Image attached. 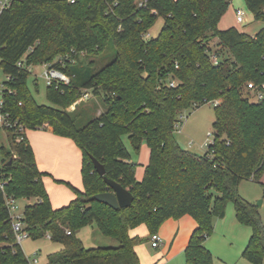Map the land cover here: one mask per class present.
Here are the masks:
<instances>
[{
    "label": "trees",
    "instance_id": "1",
    "mask_svg": "<svg viewBox=\"0 0 264 264\" xmlns=\"http://www.w3.org/2000/svg\"><path fill=\"white\" fill-rule=\"evenodd\" d=\"M73 1L15 0L0 13V68L8 78L3 110L27 130L49 126L71 139L82 152L84 183L83 191L73 188L74 200L54 209L26 134L7 131L11 151L1 148L0 181L7 184L0 187V264H30L16 242L6 197L36 200L24 209L25 232L33 240L49 235L63 247L47 264H141L135 247L151 242L167 220L186 215L197 228L185 264H214L204 243L229 202L252 232L243 257L263 264L264 222L238 187L244 180L259 182L264 173V98L252 102L247 89L251 82L264 84V28L255 36L219 30L232 0ZM245 3L254 20L264 23V0ZM160 17V34L146 39ZM214 39L222 50L213 51ZM110 44L114 57L108 62ZM45 65L70 78L69 84L48 85L54 107L39 105L28 86L30 69ZM85 91L106 111L80 127L67 110ZM215 101L207 151L184 150L175 138L180 116ZM125 136L135 152L144 142L150 148L142 181ZM93 159L104 165L108 179L132 193V206L115 210L92 200L110 191ZM93 225L120 246L87 249L77 234ZM141 225L149 235L132 237Z\"/></svg>",
    "mask_w": 264,
    "mask_h": 264
},
{
    "label": "rangeland",
    "instance_id": "2",
    "mask_svg": "<svg viewBox=\"0 0 264 264\" xmlns=\"http://www.w3.org/2000/svg\"><path fill=\"white\" fill-rule=\"evenodd\" d=\"M236 0H232L231 4H235ZM238 7L236 10L244 11L246 13V22L243 24L236 22V28L240 31L248 32V28L254 30L263 26V22H257L254 20L252 13L246 6L245 0H237ZM231 20L236 21V11L227 15ZM164 27V19L158 18L155 25L151 28L149 35L151 38H156ZM221 26V30H228ZM220 30V29H219ZM211 48L213 51L222 50V47L218 45V40L214 39L211 42ZM109 54L111 60L114 57L113 46L109 45ZM224 56L229 57L228 52H224ZM30 76L28 79L29 89L39 105H45L54 107L47 99L46 91L48 84L43 77L45 68L38 66L30 69ZM6 77L3 70L0 68V84L5 82ZM91 99L88 100L90 106L88 108L77 109L73 116H76L78 126L85 125L89 120L93 119L96 114V104L101 102L99 98H95L92 92H84L83 96L77 101L86 99L88 95ZM96 99V100H95ZM94 101V102H93ZM76 102V103H77ZM213 103H206L185 111L180 116L179 129L182 131L175 132V138L179 145L193 154L203 155L205 144H210L213 140L209 133H213V123L215 121ZM123 141L128 148L133 163L137 165V179L142 181L145 173V168L150 162V148L144 142L141 149L135 152L132 148L127 136L123 138ZM5 147L10 150V141L8 139V133L4 130H0V168L2 165L1 148ZM11 151V150H10ZM13 157L17 158L14 150ZM4 159L9 160V157ZM264 175L260 178L259 182L253 180H244L238 187L239 195L245 200L256 204L259 207L260 214L264 217ZM263 178V179H262ZM36 200H19V207L21 213H24V209L27 205L34 204ZM100 233V238H95L93 234V228ZM77 236L82 240L84 246L87 249L107 247L109 246V238L102 236L96 225L89 226L80 230ZM148 236V235H147ZM145 236V237H147ZM251 237V229L249 227L241 225L236 219L235 208L233 202H229L226 208L225 217L223 219H214V229L212 234L207 237L204 245L212 253L214 264H252L243 257V252L246 249ZM21 247L23 248L30 264H47L49 255L59 252L63 249L61 244L54 243L44 237L39 240L28 239L25 240ZM135 250L140 253L143 258L144 264H185L184 255L175 257L168 260L166 255L162 253V247L155 249L152 247L151 242H144L135 247ZM168 260V261H167ZM167 261V262H166ZM264 264V263H263Z\"/></svg>",
    "mask_w": 264,
    "mask_h": 264
},
{
    "label": "crops",
    "instance_id": "3",
    "mask_svg": "<svg viewBox=\"0 0 264 264\" xmlns=\"http://www.w3.org/2000/svg\"><path fill=\"white\" fill-rule=\"evenodd\" d=\"M237 5V0L235 4L230 5L228 11L222 17L218 25V28L220 30L221 26H223L225 29H227V27H229L228 29L236 28L238 11L236 10V8L238 7ZM235 11L236 21L231 20L230 17L229 20H227V15L231 14V12L234 13ZM262 28H264V24L260 28H255L254 30L248 28V32H241L246 33L250 36H255ZM150 38L151 36L148 35V39ZM87 95L88 97L86 99L84 98L82 101L75 103L67 111L69 113H74L78 108H88L90 106L88 100L91 98L89 94ZM95 104L96 114L94 118L100 116L106 111V108L102 101ZM26 136L34 151L38 169L40 172L45 174L43 182L49 195L52 207L54 209H60L67 206L72 200L76 198L73 188L80 191L84 190L82 176L83 156L81 150L71 139L54 134L53 129L49 126H47L45 129L28 130L26 132ZM262 220L264 222V217H262ZM92 228L94 237L100 238V233H98L94 227ZM196 228V221L189 215L183 216L182 218L177 220L169 219L161 226L158 231V234L161 236L163 241L162 246L160 247H162V253L166 255L168 260L183 255L185 258V250L189 244L190 237ZM147 235H149V231L145 225H141L131 231L132 237H145ZM48 236H46L47 239L52 241ZM109 239L111 240L109 241V246L103 248H117L120 246V244L115 239ZM136 253L140 258L141 264H144L143 258L141 257L140 253L137 251Z\"/></svg>",
    "mask_w": 264,
    "mask_h": 264
},
{
    "label": "built area",
    "instance_id": "4",
    "mask_svg": "<svg viewBox=\"0 0 264 264\" xmlns=\"http://www.w3.org/2000/svg\"><path fill=\"white\" fill-rule=\"evenodd\" d=\"M15 0H0V13L6 9H8L12 2ZM147 1V0H146ZM146 1H142L140 2V6H143L145 4ZM71 2L73 3L74 1L71 0ZM237 22L240 24H243L246 22V13L244 11H237ZM146 39H148V36H146ZM212 60L214 63H217L218 61V57L216 54H214L212 56ZM21 65V63L19 64ZM45 68L43 77L46 80L48 85H52L54 83L60 84V83H64V84H69L70 83V78L65 75L64 73L60 72L59 70H56L54 68H52L50 65H45L43 66ZM8 78L6 77L7 81ZM172 87L176 86L175 82H172L170 84ZM247 89L250 91V100L252 102H260L263 100L264 98V84L262 85H256L255 83H249L247 86ZM5 90H7L4 82L2 84H0V130H4V131H17V133H22V134H26V132L28 131L24 126L19 125L16 121H14L11 116L4 112V99H3V95L5 93ZM11 92V90H10ZM214 105H218L219 101H215L213 102ZM177 129L179 132H181L182 130L179 129V126H177ZM213 133H209V136H212ZM23 138L19 137L16 141L20 142L22 141ZM212 143V142H211ZM210 143V144H211ZM209 144H205L203 146V148H205L207 151ZM7 182H1L0 181V187L2 190H4V187L6 186ZM6 206L9 212V216L10 219L12 221L13 224V229H14V233L16 236V242L21 245L23 241H25L26 239H29V235L27 232H25V224H24V215L23 213H21L20 211V207H19V201L16 200L13 197H6ZM69 233V232H67ZM49 238H51L50 236H48ZM162 238L161 236L156 233L152 236L151 238V245L153 248L157 249L160 246H162Z\"/></svg>",
    "mask_w": 264,
    "mask_h": 264
},
{
    "label": "water",
    "instance_id": "5",
    "mask_svg": "<svg viewBox=\"0 0 264 264\" xmlns=\"http://www.w3.org/2000/svg\"><path fill=\"white\" fill-rule=\"evenodd\" d=\"M95 170L99 173L101 177H104V181L110 189L109 192L101 193L92 197V200L106 204L107 206L119 210L125 209L132 206L134 201V196L132 193L125 189L118 182L112 181L106 177V170L104 165H102L98 160L93 159Z\"/></svg>",
    "mask_w": 264,
    "mask_h": 264
}]
</instances>
